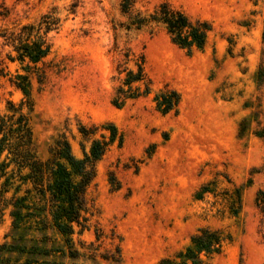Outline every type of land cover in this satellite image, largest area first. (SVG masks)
Instances as JSON below:
<instances>
[{
	"label": "rangeland",
	"instance_id": "obj_1",
	"mask_svg": "<svg viewBox=\"0 0 264 264\" xmlns=\"http://www.w3.org/2000/svg\"><path fill=\"white\" fill-rule=\"evenodd\" d=\"M164 3L211 24L203 51L189 55L162 24L129 30L121 0H0L1 30L42 24L45 31V22L57 23L40 65L44 84L33 79L30 119L38 157L48 159L66 138L83 159L92 145L83 128L114 124L124 137L97 165L88 191L91 229L81 235L76 227L73 237L82 256L59 258L61 264H112L102 256L118 246L123 264H159L188 248L201 228L229 237L210 264H264V215L256 205L264 188V139L257 136L264 128V0H137L135 13L149 18ZM4 43L0 39L1 115L25 98L9 79L27 74L10 62L8 54L16 53ZM127 53L131 70L145 56L151 92L117 108L113 100L125 78L119 65ZM166 88L181 96L178 114L157 108ZM205 187L210 192L201 198ZM236 190L242 208L235 217L230 197ZM12 210L0 218V246L20 247L22 238L38 237L34 228L14 230ZM1 259L28 264L33 258L4 251Z\"/></svg>",
	"mask_w": 264,
	"mask_h": 264
},
{
	"label": "trees",
	"instance_id": "obj_2",
	"mask_svg": "<svg viewBox=\"0 0 264 264\" xmlns=\"http://www.w3.org/2000/svg\"><path fill=\"white\" fill-rule=\"evenodd\" d=\"M136 3L137 0H121V11L130 19L129 30H141L149 24H162L172 42L189 55L206 48L212 32L209 22L193 20L168 3L160 5L149 18H143L141 14L135 13ZM45 23V31L42 24L38 28L29 25L14 31L0 29V39L4 40V46L11 47L16 53V56L8 54V59L11 63L22 64L27 72L26 75L17 74L9 79L24 94L23 102L20 106L10 103V114H0V218L6 209L13 207L10 215L14 230L19 232L23 228H34L38 233L37 238L32 237L27 242H23L22 238L20 247L8 244L0 246V264L3 262L1 255L4 251L31 256L33 259L28 264H61L57 261L59 258L81 257L79 250L75 249L73 237L76 227L81 228V235L91 229L93 214L88 191L97 178V165L115 144L122 147L124 143V137L117 126L106 124L101 129L83 128V136L92 140L90 151L84 150L83 159L73 154L66 138L56 142L48 159L38 157L30 119L34 106L33 79L44 84L45 72L40 65L51 52L47 36L52 26L57 24ZM125 57L126 62L119 65L120 74L125 73V78L113 100L117 108H123L130 100L150 94L152 86L146 73L145 56L142 55L136 61V70L125 68L131 61V54L127 53ZM9 75L7 73L3 76ZM139 84H144V90L137 86ZM156 102L163 115L178 114L181 96L176 90L166 88L156 97ZM25 109L29 112L25 113ZM100 130L104 131L101 139H95ZM244 132L245 128L242 134ZM257 136L264 139V128L257 132ZM12 190L15 193L9 199L7 196ZM22 191L24 195L19 196ZM208 192L209 188L205 187L200 197ZM230 201V213L236 217L242 208L240 190L233 193ZM256 205L264 215V188L257 194ZM55 235L61 237V240L55 238ZM101 238L102 234L97 232V241ZM227 240L229 237L220 230L201 228L191 238L188 248L175 257L161 260L159 264H210L223 252ZM61 242L65 245L61 246ZM97 257L96 252L92 253L94 260ZM102 257L112 264H123L119 246L114 254Z\"/></svg>",
	"mask_w": 264,
	"mask_h": 264
}]
</instances>
